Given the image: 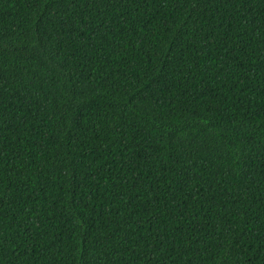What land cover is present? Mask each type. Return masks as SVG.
I'll return each instance as SVG.
<instances>
[{
	"label": "trees",
	"instance_id": "16d2710c",
	"mask_svg": "<svg viewBox=\"0 0 264 264\" xmlns=\"http://www.w3.org/2000/svg\"><path fill=\"white\" fill-rule=\"evenodd\" d=\"M0 264H264V0H0Z\"/></svg>",
	"mask_w": 264,
	"mask_h": 264
}]
</instances>
